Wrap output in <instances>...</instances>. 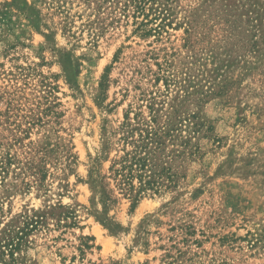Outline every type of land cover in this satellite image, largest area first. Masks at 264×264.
<instances>
[{
	"label": "rangeland",
	"instance_id": "obj_1",
	"mask_svg": "<svg viewBox=\"0 0 264 264\" xmlns=\"http://www.w3.org/2000/svg\"><path fill=\"white\" fill-rule=\"evenodd\" d=\"M90 1L0 0V264H264V0ZM151 119L175 186L104 205Z\"/></svg>",
	"mask_w": 264,
	"mask_h": 264
},
{
	"label": "trees",
	"instance_id": "obj_2",
	"mask_svg": "<svg viewBox=\"0 0 264 264\" xmlns=\"http://www.w3.org/2000/svg\"><path fill=\"white\" fill-rule=\"evenodd\" d=\"M144 1L124 0L122 6L118 7L120 2L117 0H92L98 5L97 7L107 2L114 5V7L111 6L113 12L119 10L124 17L130 6H134L136 11H141ZM90 2V0H85V3ZM123 127L125 131L119 138V141L123 143L122 155L117 154L110 160V165L104 175L90 178L93 188L97 190L100 201L104 205L116 203L117 200L112 197L115 190L123 198L129 200L131 208H134L143 197L149 194H159L162 189L175 186L173 185L174 175L168 170L166 162L157 157L158 153L165 148V144L174 141V138L171 134L165 133L163 127H156L155 119H151L150 125L146 124L142 129H132L130 124H125ZM33 175L35 176L36 173ZM41 181L42 178L35 180L37 184ZM110 184L113 188L109 187ZM63 217L68 218L69 215ZM101 222L105 224L104 221Z\"/></svg>",
	"mask_w": 264,
	"mask_h": 264
}]
</instances>
